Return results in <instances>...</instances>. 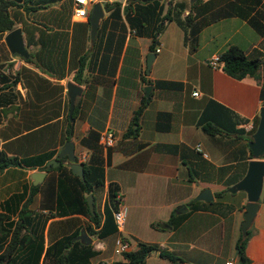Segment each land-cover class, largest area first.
Returning a JSON list of instances; mask_svg holds the SVG:
<instances>
[{"label": "crops", "instance_id": "crops-1", "mask_svg": "<svg viewBox=\"0 0 264 264\" xmlns=\"http://www.w3.org/2000/svg\"><path fill=\"white\" fill-rule=\"evenodd\" d=\"M127 1L115 0L122 3L120 16H111L114 10L104 9L95 43L88 21L73 18L74 0H60L31 13L17 8L10 11L16 19L15 29L22 30L28 56L12 53L6 43L8 33L0 34V148L19 157L52 150L59 154L69 141L68 84L73 82L83 89L76 98L78 111L70 140L75 143L77 157L83 152L90 154L80 141L91 130L100 135L112 132L116 137L109 148L106 185L96 194L97 206L103 212L109 185L115 183L120 205L127 207L121 233L93 240L100 254L92 264L123 259L115 252L120 235L129 241L130 250L137 249L140 241L159 244L187 264L235 263V246L248 202L243 191L231 195L228 188L217 205L192 212L176 230L160 231L151 224L168 221L182 207L186 209L179 212H186L187 204L204 189H211L215 197L228 183L242 177L237 184L246 175L254 159L249 142L264 106L261 85L253 77L237 80L221 66L213 67L211 60L232 45L249 55L260 53L264 60V0H202L198 8L206 12L201 18H208L209 23L199 33L196 50L182 27L174 21L166 23L148 76L152 36L133 30L124 13ZM184 1L189 7L183 17L194 3ZM160 2L166 13L169 0ZM250 16L258 17L261 32L249 23ZM81 64L83 84L76 81ZM146 86L152 87L151 101L135 123L134 113ZM195 92L199 95L194 96ZM210 106L214 114L221 107L232 113L234 123L224 124L231 131L224 129V134L210 136L203 130L199 122ZM137 128V136L124 137ZM103 150L106 158L108 149ZM186 162L197 172L192 182ZM65 165L69 167L68 162ZM35 171L20 180H7L0 172V202L9 189L30 183ZM39 184L33 205L38 212L62 211L77 198V183L69 173H46ZM263 197L264 188L246 249L251 264H264ZM88 226L89 219L81 212L56 216L48 223L46 244L77 231L79 236L87 234ZM146 264L173 263L153 253Z\"/></svg>", "mask_w": 264, "mask_h": 264}, {"label": "trees", "instance_id": "trees-1", "mask_svg": "<svg viewBox=\"0 0 264 264\" xmlns=\"http://www.w3.org/2000/svg\"><path fill=\"white\" fill-rule=\"evenodd\" d=\"M58 1L60 0H0V34L9 33L15 29L16 19L10 12L12 9H23L26 13H31L47 8ZM201 2L202 0H194L190 13L185 17H183V14L189 7V3L184 0H169V7L166 13L164 12V4L160 1L143 3L138 0H128L124 6V13L137 34L145 35L149 33L152 36V42L149 47L151 52L157 53L159 34L164 30L166 23L173 21L185 30L187 39L192 43V50H196L199 33L203 26L209 23L208 18H201V15L206 12V10L198 8ZM121 7V2H115L114 5L106 4L105 6L107 11L114 10L111 16H120ZM194 12L196 15H194ZM87 23L90 25L89 21ZM249 23L257 31H262V24L257 16H250ZM219 56L220 66L229 76L237 80L253 77L260 83L261 99L264 104V60L261 58V54L249 55L242 48L232 45ZM83 72L84 65L81 64L76 76V81L79 84H83ZM145 73L147 76L149 75V72ZM143 81L148 83L146 77H143ZM163 84L171 85L169 83ZM150 101L151 98L148 100L146 96L142 97L141 104L134 113L135 123H138L139 117ZM212 103L221 106L215 101ZM221 108L222 110L214 114L212 106H210L199 122L203 130L210 136L224 134V129L228 130L227 132L231 131L224 124L227 122L234 123L232 113L225 107ZM77 111L78 106L76 105L73 119L77 118ZM138 132L139 128L131 129L124 134V137L137 136ZM243 132V130L235 131V133ZM73 134L74 124L71 123L67 140L70 141ZM100 137V133L91 130L80 141L82 147L90 152L88 163L83 164L84 178L75 175L72 169L65 165V162H68L66 157L62 159V163L59 166H49L48 163L59 155L57 151L52 150L36 155L19 157L10 156L0 148V172L5 173L7 180L10 177L20 180L26 177L29 171L36 170L45 173L60 171L61 176L69 173L75 177L78 193L77 198L72 201L69 208L61 209L62 211L46 209V212H38L33 209V205L35 197L40 191L41 184L34 185L31 180L30 183L24 184L19 189H9L6 193L7 197L0 202V264H92V260L100 254V251L93 243L94 238L101 240L119 232L114 220V213L122 203L118 195L119 188L117 184L111 183L109 185V198L103 212L97 206L96 194L101 189L103 190L106 185V165L110 164L111 158L109 148L106 158L104 157ZM187 166L190 174L189 180L192 182L195 180L197 172L189 163H187ZM238 180L235 179L233 183H228L226 189L216 192V201L205 203L192 200L187 204L189 209L186 212H177L176 210L171 214L168 221L152 223V227L160 231L176 230L192 212L217 205L219 200L228 194L227 189ZM90 194L94 196L95 212L91 211L87 201V196ZM74 212H81L89 219V226L86 231L91 240L79 239L80 233L77 231L62 236L47 245L46 229L49 221L56 216H64ZM252 235L253 228L249 230L247 236L242 233L237 240L235 246L237 260L235 264H251L246 249ZM121 236L123 237V235ZM153 253H157L161 258L167 259L173 264H182V261H184L177 253L165 249L159 244L140 241L137 249L123 253V259L112 264H146L147 258Z\"/></svg>", "mask_w": 264, "mask_h": 264}, {"label": "water", "instance_id": "water-1", "mask_svg": "<svg viewBox=\"0 0 264 264\" xmlns=\"http://www.w3.org/2000/svg\"><path fill=\"white\" fill-rule=\"evenodd\" d=\"M140 2H152V1H162V0H138ZM105 17V10L101 4H96L90 14L89 22L91 25V39L93 43L96 41L97 33L100 27L101 21ZM6 43L10 51L14 54H19L22 57H27V50L25 48L22 30L21 28H16L9 32L6 37ZM157 54L150 52L147 55V72H150L152 64L156 58ZM68 91L71 100L70 104V120L74 124L75 119H73V112L76 105L77 96L82 94L83 89L77 84L70 82L68 84ZM152 87H145V96L149 100L151 97ZM249 148L253 154L254 159L249 162L248 170L244 178L239 181L234 186H231L228 191L230 193L245 192L247 194L248 202L246 204V210L244 212V220L242 222V233L247 236L249 230L252 228L257 213L260 208L261 196L264 188V106L260 109V122L256 132L252 136V140L249 142ZM66 157L68 159L69 167L75 175L84 178V165L78 162L77 155L75 154V143L73 141H68L63 149L60 151L59 155L51 160L48 165L57 167L62 163V159ZM46 176L45 172L35 171L31 174V179L34 185L41 183ZM198 201L212 202L215 197L211 189H204L199 196L196 198ZM89 207L92 212H95L94 196L90 194L87 198ZM186 209V208H185ZM184 209V210H185ZM81 240H91V238L84 234L78 237ZM182 264H187V262L182 261Z\"/></svg>", "mask_w": 264, "mask_h": 264}, {"label": "built area", "instance_id": "built-area-1", "mask_svg": "<svg viewBox=\"0 0 264 264\" xmlns=\"http://www.w3.org/2000/svg\"><path fill=\"white\" fill-rule=\"evenodd\" d=\"M75 7L73 12V18L77 21H89V17L93 7L96 4H101L104 9L106 4H112L115 0H74ZM160 49L157 48V52ZM211 65L215 68L220 67V56H216L211 60ZM194 96H198L199 93H193ZM115 135L112 132H107L102 134L100 137V143L105 148L108 149L112 147L115 143ZM90 154L88 152H83L80 156L77 157L78 162L81 164L88 163ZM127 217V207L120 205L119 209L114 213V220L117 225L118 231H121L124 228L125 221ZM99 246V245H98ZM131 249L130 243L128 240L124 239L121 235L117 238L115 243V252L119 255L129 251ZM225 264H235L233 261H228Z\"/></svg>", "mask_w": 264, "mask_h": 264}, {"label": "rangeland", "instance_id": "rangeland-1", "mask_svg": "<svg viewBox=\"0 0 264 264\" xmlns=\"http://www.w3.org/2000/svg\"><path fill=\"white\" fill-rule=\"evenodd\" d=\"M102 190V189H101ZM87 198H88V196H87ZM195 200H197V199H195ZM185 209V207H182L181 209H177V212H179V211H181V210H184ZM154 223V222H153ZM163 223V222H162ZM152 225V224H151ZM95 240H96V238H94ZM133 242V241H132Z\"/></svg>", "mask_w": 264, "mask_h": 264}]
</instances>
